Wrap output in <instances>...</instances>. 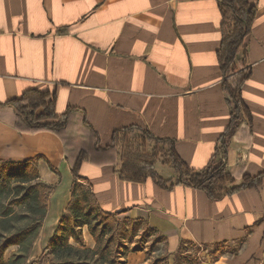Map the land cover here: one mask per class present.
Here are the masks:
<instances>
[{"label":"crops","instance_id":"crops-1","mask_svg":"<svg viewBox=\"0 0 264 264\" xmlns=\"http://www.w3.org/2000/svg\"><path fill=\"white\" fill-rule=\"evenodd\" d=\"M249 1L256 17L234 68L250 72L241 95L252 118L243 117L228 142L234 182L223 189L264 171V0ZM222 21L217 0H0V161L37 158L40 178L55 185L42 232L55 228L71 200L76 150L67 152L54 132L20 131L8 102L28 89L50 90L58 114L75 108L71 137L89 140L96 131L105 146L116 130L138 125L173 140L178 156L200 171L221 158L232 119L217 57ZM156 169L171 188L151 177L121 179L114 165L88 160L79 173L102 209L145 220L171 255L195 244L215 253L203 264H264V178L257 187L211 198L177 184L170 164ZM82 231L93 248L88 226ZM146 260L139 250L126 264Z\"/></svg>","mask_w":264,"mask_h":264},{"label":"trees","instance_id":"trees-1","mask_svg":"<svg viewBox=\"0 0 264 264\" xmlns=\"http://www.w3.org/2000/svg\"><path fill=\"white\" fill-rule=\"evenodd\" d=\"M217 1L223 19L222 41L217 57L225 78L224 88L229 92L233 108L232 119L221 139V158L215 160L213 157L207 167L196 171L178 156L173 140L158 138L138 125L116 130L111 143L105 146L100 145L96 131H93L95 134L89 140L71 137L69 126L75 108L58 114L54 93L41 88L28 89L20 97L8 102L17 115L16 127L22 132H54L65 141L67 152L69 147H73L76 153L70 164L75 180L71 200L45 251L37 258L30 259L31 250L47 216L50 195L55 185L40 178L37 158L20 162L0 161V264H126L128 254L135 251L127 244V238L130 234H137L140 224L146 227L147 232L158 233L143 219L122 220L118 217L120 212L102 209L92 184L79 173L83 161L88 160L96 165H114L121 179L144 182L151 177L161 186L171 188L173 185H168L157 172L159 160L156 156L139 153L121 155L122 136L136 130L151 142L169 146V159L163 163L173 167L177 184L203 189L211 198H220L236 189L253 188L261 184L264 171L255 176L245 174L241 184L222 188L224 183L234 182L226 167L228 142L243 117L252 118L241 95L243 83L250 72L243 70L232 73L238 52L251 33L257 8L249 0ZM84 122L91 127L86 118ZM15 207H19L20 211L15 212ZM84 226H88L96 241L93 248L85 244ZM161 237L165 240V237ZM11 246H17V249L6 259L5 252Z\"/></svg>","mask_w":264,"mask_h":264},{"label":"rangeland","instance_id":"rangeland-1","mask_svg":"<svg viewBox=\"0 0 264 264\" xmlns=\"http://www.w3.org/2000/svg\"><path fill=\"white\" fill-rule=\"evenodd\" d=\"M235 72L234 68L233 74ZM120 145L122 156H129L132 153H139L144 156L152 154L158 158L159 162L167 161L170 156L168 145L151 142L138 130L124 134ZM18 211H20V208L15 207V212ZM58 222L52 231L50 228L47 231H41L31 250L30 259L37 258L45 251ZM129 230L132 231V228H129ZM127 244L135 249V252L139 250L146 252L147 260L145 264H203V262H209L208 255L215 254L209 247L182 244L178 251L171 255L167 250L166 241L161 235L154 231L147 232L143 224H140L136 235L130 234L128 236ZM16 249L17 246L9 247L5 252V258H9Z\"/></svg>","mask_w":264,"mask_h":264}]
</instances>
